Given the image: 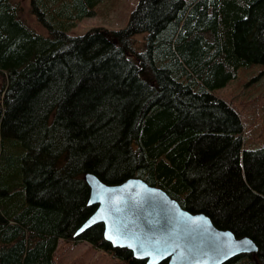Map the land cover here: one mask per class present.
I'll return each mask as SVG.
<instances>
[{"label":"trees","instance_id":"1","mask_svg":"<svg viewBox=\"0 0 264 264\" xmlns=\"http://www.w3.org/2000/svg\"><path fill=\"white\" fill-rule=\"evenodd\" d=\"M30 1L49 35L0 0V264H59L61 239L147 264L102 223L74 238L96 209L87 173L164 189L258 245L225 264H264V145L213 93L264 64V0H139L126 27L79 36L103 0Z\"/></svg>","mask_w":264,"mask_h":264},{"label":"water","instance_id":"2","mask_svg":"<svg viewBox=\"0 0 264 264\" xmlns=\"http://www.w3.org/2000/svg\"><path fill=\"white\" fill-rule=\"evenodd\" d=\"M85 179L90 188L88 205L96 209L74 238L102 223L105 240L114 248L132 251L134 258L147 264H225L259 251L249 236L237 237L231 230L218 228L205 213L189 211L142 178L108 184L87 173Z\"/></svg>","mask_w":264,"mask_h":264},{"label":"rangeland","instance_id":"3","mask_svg":"<svg viewBox=\"0 0 264 264\" xmlns=\"http://www.w3.org/2000/svg\"><path fill=\"white\" fill-rule=\"evenodd\" d=\"M23 17L38 32L49 35V30L31 14L30 0H22ZM139 0H103L94 13L79 20L68 29L70 36H79L95 27L120 29L127 26ZM144 34H139L142 39ZM1 81V79H0ZM213 93L227 100L239 113L244 125V147L259 149L264 145V64L241 68L236 79ZM59 264H121L111 253L93 247L86 241L65 240L56 251Z\"/></svg>","mask_w":264,"mask_h":264},{"label":"crops","instance_id":"4","mask_svg":"<svg viewBox=\"0 0 264 264\" xmlns=\"http://www.w3.org/2000/svg\"><path fill=\"white\" fill-rule=\"evenodd\" d=\"M64 241H65L64 239H61V240L59 241L58 249L60 248L61 244L64 243ZM58 249H57V250H58Z\"/></svg>","mask_w":264,"mask_h":264},{"label":"snow or ice","instance_id":"5","mask_svg":"<svg viewBox=\"0 0 264 264\" xmlns=\"http://www.w3.org/2000/svg\"><path fill=\"white\" fill-rule=\"evenodd\" d=\"M92 222H95V221H92ZM87 226H89V225H85V227H87ZM108 238L111 239V236H109ZM246 243H251V242H246ZM154 264H155V262H154Z\"/></svg>","mask_w":264,"mask_h":264}]
</instances>
